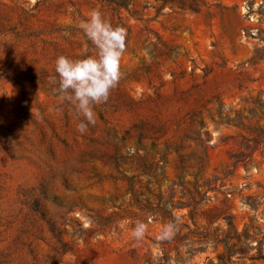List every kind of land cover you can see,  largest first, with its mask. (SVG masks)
<instances>
[{
	"label": "rangeland",
	"instance_id": "1",
	"mask_svg": "<svg viewBox=\"0 0 264 264\" xmlns=\"http://www.w3.org/2000/svg\"><path fill=\"white\" fill-rule=\"evenodd\" d=\"M93 10L126 48L80 133ZM0 264H264V0H0Z\"/></svg>",
	"mask_w": 264,
	"mask_h": 264
},
{
	"label": "clouds",
	"instance_id": "2",
	"mask_svg": "<svg viewBox=\"0 0 264 264\" xmlns=\"http://www.w3.org/2000/svg\"><path fill=\"white\" fill-rule=\"evenodd\" d=\"M79 27L95 46L97 55L79 60L60 56L55 62V72L59 76V98L73 105L77 114L84 118L77 125V131L84 133L89 124L95 123L93 106L106 102L119 80L126 33L121 27H113L97 10H93ZM52 80L55 82V78ZM145 228L143 222H137L134 237L142 238Z\"/></svg>",
	"mask_w": 264,
	"mask_h": 264
}]
</instances>
